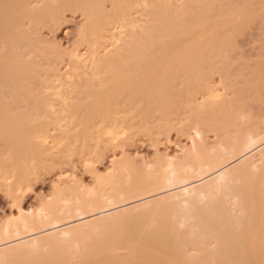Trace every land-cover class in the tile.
I'll return each mask as SVG.
<instances>
[{
    "label": "bare ground",
    "instance_id": "obj_1",
    "mask_svg": "<svg viewBox=\"0 0 264 264\" xmlns=\"http://www.w3.org/2000/svg\"><path fill=\"white\" fill-rule=\"evenodd\" d=\"M59 9L82 17L67 51L36 33ZM263 14L264 0H0V142L11 150L64 147L71 118L84 157L96 122L98 149L112 145L116 110L142 103L168 125L184 94L204 100L177 128L190 142L180 155L116 163L88 187L61 173L51 200L19 206L0 225V264H264V119H252L264 55L237 89L227 52ZM216 76L228 79L221 102L209 100ZM39 160L0 174L8 193Z\"/></svg>",
    "mask_w": 264,
    "mask_h": 264
},
{
    "label": "rangeland",
    "instance_id": "obj_2",
    "mask_svg": "<svg viewBox=\"0 0 264 264\" xmlns=\"http://www.w3.org/2000/svg\"><path fill=\"white\" fill-rule=\"evenodd\" d=\"M223 5L228 6L227 3ZM81 22L82 17L78 13L59 9L55 15H48L42 19L36 27V33L49 47L57 44L61 50L67 51L73 46L75 33ZM227 52L231 56L228 72L233 79L230 80L238 89L242 86L241 79L246 78V74L254 67V61L259 56L264 55V14L246 28L243 33L236 36L235 47L233 49L228 48ZM63 64L61 67L65 69ZM215 80L217 81H214L213 84L219 87L220 91L218 96L209 100L221 102L230 98L228 79L220 80L216 76ZM261 96L264 102V80ZM183 103L184 106L179 110L180 113L176 115V121L173 120L168 125L165 124L167 121L163 119L159 109L156 108L147 112L142 103L116 110L114 120L118 126L113 130H119V133L112 145L105 149H98L96 142L100 138L98 131L100 123L96 122L91 134V152L84 157L75 151L76 133L79 125L75 124L71 118L61 127L66 140L64 147L58 145L57 148L47 149L28 143L25 144L24 150L20 148L22 147L20 145H15L16 148L11 150L5 141H1L0 161L2 164L0 174L11 175L21 164L30 163L31 159L34 158V153L40 160L36 171L25 179L19 187L20 189L16 191L17 193L14 192L15 197H12V193H8L6 187L4 188V183L9 182L10 179L5 180L0 175V225L6 220L18 218L16 213L19 206L31 213L38 210L39 204L40 206L44 204L45 199L48 200L50 196L49 200H51L52 191L60 178L65 179L71 175L70 178L75 177L71 181L74 185L83 183L85 187H88L93 186L94 173L100 176H105V173L108 175L109 171L112 172L113 170L114 172L116 169L113 165H124L125 163L127 168L135 167V169L142 170L143 167L140 168V166L148 169L146 168L148 165H155L154 159L158 161V158L162 157L167 150L171 156L180 155L181 149L189 147L190 142L188 135L179 133L177 128L186 121L188 122L194 111L203 109L204 100L200 95L186 93L183 97ZM256 107L253 110L252 119H264V104H259ZM174 122L175 124H173ZM206 135L208 141H214L213 132H208ZM116 163L118 164L116 165ZM61 173L63 175L67 173L68 176L66 174L67 177H65ZM59 174L62 177H59ZM75 181L77 183H74ZM71 182L66 181L64 182L65 185H62H70Z\"/></svg>",
    "mask_w": 264,
    "mask_h": 264
}]
</instances>
